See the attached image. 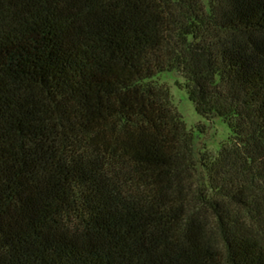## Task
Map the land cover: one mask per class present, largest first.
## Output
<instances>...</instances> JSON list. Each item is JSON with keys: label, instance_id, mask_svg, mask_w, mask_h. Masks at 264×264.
Here are the masks:
<instances>
[{"label": "trees", "instance_id": "obj_1", "mask_svg": "<svg viewBox=\"0 0 264 264\" xmlns=\"http://www.w3.org/2000/svg\"><path fill=\"white\" fill-rule=\"evenodd\" d=\"M0 264H264V0H0Z\"/></svg>", "mask_w": 264, "mask_h": 264}, {"label": "rangeland", "instance_id": "obj_2", "mask_svg": "<svg viewBox=\"0 0 264 264\" xmlns=\"http://www.w3.org/2000/svg\"><path fill=\"white\" fill-rule=\"evenodd\" d=\"M156 83L165 85L171 94L175 109L183 117L188 128L194 130L196 150L217 154L223 143L231 137L229 124L221 118L206 120L199 115L190 101L184 78L177 72H163L156 76ZM202 130L199 132L198 129Z\"/></svg>", "mask_w": 264, "mask_h": 264}]
</instances>
